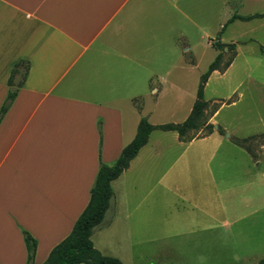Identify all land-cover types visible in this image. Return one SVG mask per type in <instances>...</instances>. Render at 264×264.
<instances>
[{"label": "crops", "instance_id": "1", "mask_svg": "<svg viewBox=\"0 0 264 264\" xmlns=\"http://www.w3.org/2000/svg\"><path fill=\"white\" fill-rule=\"evenodd\" d=\"M230 1L0 0V108L13 64H28L0 119V264H26L24 232L36 240L33 264L69 234L100 162L117 159L140 117L158 124L146 107L149 84L157 97L160 76H179L181 64H195V39L209 34L212 19L221 29L224 18L240 15ZM153 104L158 109V98ZM218 128L187 141L167 130L176 151L165 166L153 129L111 181L110 205L91 233L94 247L138 264L131 251L147 241L226 240L227 154L218 151L242 138ZM245 150L251 173L262 163L264 140L258 153Z\"/></svg>", "mask_w": 264, "mask_h": 264}, {"label": "rangeland", "instance_id": "2", "mask_svg": "<svg viewBox=\"0 0 264 264\" xmlns=\"http://www.w3.org/2000/svg\"><path fill=\"white\" fill-rule=\"evenodd\" d=\"M229 4L244 16L264 12V0H231ZM215 21L213 18L210 32L203 40L199 41L196 36L195 47L191 50L194 65L181 64L179 76H160L162 79L158 78L154 84L159 89L157 97L150 94L152 85L149 84L146 107L152 109L151 122H182L196 95L201 74L221 52L219 71L210 74L204 89L208 104L202 125L197 130H190L189 134L193 137L206 134V125L211 124L212 118L213 128L218 126L226 130L224 137L227 134L233 138L254 135L247 141L246 148L231 140L225 141L218 151V154H227L226 171H223L226 174H222L221 179L228 187V237L226 240L198 242L147 241L131 251L133 257L130 258L138 264H257L264 257V153L259 168L247 173L246 165L252 161L245 150L258 153L264 140V17L235 19L229 23L224 18L223 30L215 27ZM219 35L224 43L222 50L213 46ZM209 40L215 41L209 45ZM232 59V64L223 70ZM156 98L159 100L158 109L153 110ZM173 134L174 131L162 129L152 133V141H157L164 166L176 151L171 144ZM242 197L247 200L241 202ZM254 208L255 212L251 213ZM239 214L245 217L234 221Z\"/></svg>", "mask_w": 264, "mask_h": 264}, {"label": "trees", "instance_id": "3", "mask_svg": "<svg viewBox=\"0 0 264 264\" xmlns=\"http://www.w3.org/2000/svg\"><path fill=\"white\" fill-rule=\"evenodd\" d=\"M254 17H264V12L248 16L233 14L226 20V23L235 19L248 20ZM226 23L221 30H223ZM213 46L222 50L224 43L216 41L213 43ZM221 58L222 55L219 51L214 60L208 65L207 70L201 74L195 101L188 116L182 122L155 125L151 124L146 117L142 116L137 124L134 137L123 146L117 159L112 164L100 162L94 184L90 190V198L87 205L74 222L69 234L52 247L42 264H123L117 257L102 254L94 247L91 240V233L94 227L102 221L110 205L113 195L111 181L117 178L128 166L129 161L136 155L139 148L147 142L149 134L153 129L174 130L177 132L179 139L183 141H187L193 137L189 134V131L197 130L201 127L204 109L208 104V101L204 99L203 95L205 82L210 72L219 67ZM229 63L230 61L224 67L228 66ZM27 70L28 64L23 60L13 64L8 78V93L0 108V119L11 104L18 88L23 84ZM206 128L207 133L212 132L213 124H207ZM217 130L221 134L224 133L221 128ZM251 138L253 136L235 139L234 142L245 147L247 141ZM23 238L27 252L26 264H33L36 240L27 232L23 233ZM257 264H264V257Z\"/></svg>", "mask_w": 264, "mask_h": 264}]
</instances>
